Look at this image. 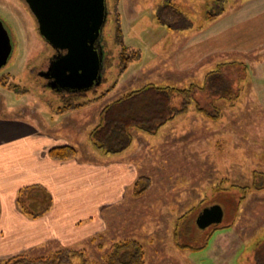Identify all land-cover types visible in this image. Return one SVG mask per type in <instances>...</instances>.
<instances>
[{"label":"rangeland","instance_id":"374dc122","mask_svg":"<svg viewBox=\"0 0 264 264\" xmlns=\"http://www.w3.org/2000/svg\"><path fill=\"white\" fill-rule=\"evenodd\" d=\"M241 1L105 0L101 80L74 93L39 76L56 52L25 1L0 0V20L13 41L0 69V116L45 126L79 147L83 158H94L89 136L107 104L150 84L197 86L187 114L155 135L134 131L122 160L135 173L133 188L104 212L107 250L135 239L146 264H258L264 249V28L243 25L236 16ZM167 5L183 16L175 20ZM222 9L226 14L218 16ZM141 177L150 185L137 196ZM213 205L223 208V222L199 229L198 215ZM95 246L86 247L90 263L100 256ZM69 264H82L81 257Z\"/></svg>","mask_w":264,"mask_h":264},{"label":"crops","instance_id":"0c3cea01","mask_svg":"<svg viewBox=\"0 0 264 264\" xmlns=\"http://www.w3.org/2000/svg\"><path fill=\"white\" fill-rule=\"evenodd\" d=\"M225 14L223 9L219 16ZM236 16L243 25L264 28V0L241 1ZM63 145L74 146L54 137L45 126L0 116V264L19 254L38 257L63 249L84 251L88 243L97 244L96 261L108 251L101 243L104 212L121 203L133 188L135 173L128 161H122L126 150L103 155L95 148L90 150L94 158H83L78 147L76 159H51L49 150ZM32 186L44 188L52 197L50 211L37 219L26 216L16 202L18 192ZM258 254V264H264V249Z\"/></svg>","mask_w":264,"mask_h":264},{"label":"trees","instance_id":"16d2710c","mask_svg":"<svg viewBox=\"0 0 264 264\" xmlns=\"http://www.w3.org/2000/svg\"><path fill=\"white\" fill-rule=\"evenodd\" d=\"M166 8L174 12L175 20L183 16L180 9L174 5H167L164 9ZM222 11L223 9L220 12ZM160 18L167 20L166 16H160ZM209 18L214 20L217 16ZM167 21L166 23L170 26ZM196 88L194 84L184 88L150 84L124 94L103 107L99 113L97 125L90 132L91 143L105 154L122 153L131 146L134 131L139 130L155 135L169 122L187 114L193 104ZM49 156L56 161H68L76 159L79 151L72 145H63L51 148ZM149 185L148 177L137 179L136 195L146 192ZM16 202L26 216L37 219L50 211L52 197L44 188L32 186L21 189L17 194ZM91 242L94 243L95 240ZM84 251L63 249L38 257L19 254L6 259L1 264H69L71 259L77 256L81 257L82 264H146V251L143 244L135 239L114 242L100 261L95 263L89 262L87 252Z\"/></svg>","mask_w":264,"mask_h":264},{"label":"water","instance_id":"95a60500","mask_svg":"<svg viewBox=\"0 0 264 264\" xmlns=\"http://www.w3.org/2000/svg\"><path fill=\"white\" fill-rule=\"evenodd\" d=\"M36 18L42 37L55 49L64 51L43 75L62 88L81 92L99 84L103 53L96 44L106 19L105 0H24ZM13 51L7 25L0 20V69ZM220 205L205 208L196 224L204 230L223 222Z\"/></svg>","mask_w":264,"mask_h":264},{"label":"flooded vegetation","instance_id":"af4514ba","mask_svg":"<svg viewBox=\"0 0 264 264\" xmlns=\"http://www.w3.org/2000/svg\"><path fill=\"white\" fill-rule=\"evenodd\" d=\"M37 21V20H36ZM37 25H38V22H37ZM38 30H39V25H38ZM100 42V43H99ZM99 42L96 44V46H97V48H98V50L101 52V53H103V49H102V45H101V37H100V39H99ZM54 50H55V57H54V59H52V62H51V64H50V66L56 61V60H58L62 55H64L65 54V52L64 51H59V50H57V49H55V48H53ZM103 61H104V56H103ZM49 69V68H48ZM48 69L45 71V72H48ZM45 72H40L39 73V76L40 77H42L43 79H47V82H51V83H53V84H55L56 86H58V87H60V88H62L61 86H59V85H57L56 83H55V81H54V79H51V78H46V77H44L43 75L45 74ZM93 87H95V86H93ZM92 87V88H93ZM63 89V88H62ZM65 89V88H64ZM91 89V88H90Z\"/></svg>","mask_w":264,"mask_h":264}]
</instances>
